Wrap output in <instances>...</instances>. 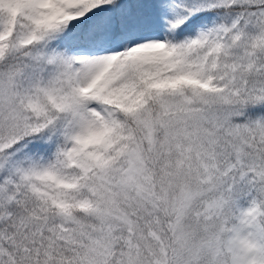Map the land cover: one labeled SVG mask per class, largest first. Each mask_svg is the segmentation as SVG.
<instances>
[{
	"label": "snow or ice",
	"instance_id": "1",
	"mask_svg": "<svg viewBox=\"0 0 264 264\" xmlns=\"http://www.w3.org/2000/svg\"><path fill=\"white\" fill-rule=\"evenodd\" d=\"M0 264H264V0H0Z\"/></svg>",
	"mask_w": 264,
	"mask_h": 264
}]
</instances>
